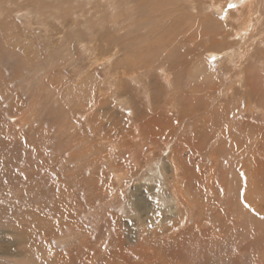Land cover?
<instances>
[{
    "label": "rangeland",
    "instance_id": "rangeland-1",
    "mask_svg": "<svg viewBox=\"0 0 264 264\" xmlns=\"http://www.w3.org/2000/svg\"><path fill=\"white\" fill-rule=\"evenodd\" d=\"M137 1L0 0V264H199L215 217L242 243L264 227V0H201L223 34L182 64ZM241 119L263 133L214 137Z\"/></svg>",
    "mask_w": 264,
    "mask_h": 264
},
{
    "label": "bare ground",
    "instance_id": "bare-ground-1",
    "mask_svg": "<svg viewBox=\"0 0 264 264\" xmlns=\"http://www.w3.org/2000/svg\"><path fill=\"white\" fill-rule=\"evenodd\" d=\"M205 1V0H202ZM217 1V0H216ZM223 1V0H221ZM241 1V0H240ZM137 2H140V9H143L144 11H152L154 13H156V17L162 21L161 27L158 30V32L156 34H154L156 39H159V44L155 43V47H159V49H168L169 51H179V58L177 59V62H180L181 64L183 63L184 58L186 59L187 56H190L193 54H195L198 51V44L195 43L193 44L191 47H187L186 51L185 50H178L180 45H183V47H185L184 45H189L188 42H192L191 39L196 38H202L204 35H209V36H214V35H222L223 34V29L221 28V26H218L217 24L213 23L212 20L201 14L204 11V8L200 5H202L201 0H199L198 2L195 0H138ZM225 2V1H224ZM218 4V3H217ZM216 4V5H217ZM182 5V6H181ZM214 5V4H213ZM224 7V6H223ZM218 10H222L220 7H217ZM191 10H193L194 12H192ZM203 10V11H202ZM254 5L251 6V9L249 10V15H251L252 13H254ZM220 13V12H219ZM260 13V12H259ZM236 15V13H235ZM234 15V16H235ZM261 15V13L259 14ZM155 16V15H154ZM155 18V19H157ZM153 20V19H152ZM226 21V20H225ZM150 22V21H149ZM154 22V21H153ZM218 22V21H217ZM148 23V22H147ZM219 23V22H218ZM157 25V24H156ZM220 25V23H219ZM138 28V27H137ZM232 28V27H231ZM228 30V29H227ZM235 30V29H233ZM230 31V30H229ZM231 33V32H229ZM229 33H225V36H227ZM141 34V33H140ZM245 36V35H244ZM142 37V36H141ZM199 37V38H198ZM145 38V37H144ZM143 43V42H142ZM224 42H222V45ZM148 44V42H147ZM230 44V43H229ZM222 45H218V46H222ZM140 46V45H139ZM154 46V45H153ZM203 46V45H202ZM137 47V46H136ZM146 48V47H145ZM145 48L143 50H145ZM126 49V48H125ZM134 49V48H133ZM149 49V48H148ZM156 49V48H155ZM158 49V48H157ZM158 49V50H159ZM151 51V50H150ZM168 51V52H169ZM185 51V52H183ZM233 51V50H232ZM235 51V50H234ZM233 51V52H234ZM131 52V51H130ZM156 52V51H155ZM134 53V52H133ZM159 53V52H157ZM161 53V52H160ZM165 53V52H164ZM185 53V54H183ZM214 53V52H213ZM212 53V54H213ZM127 54V53H126ZM152 54V53H151ZM163 54V53H162ZM175 54V53H174ZM137 55V54H136ZM159 55V54H157ZM126 56V55H125ZM134 56V55H133ZM140 56V55H139ZM147 56H149L147 54ZM168 55H166L167 57ZM171 56V54H170ZM225 56V55H224ZM197 58V56H194V58ZM227 57V56H226ZM139 58V57H138ZM150 58V57H149ZM218 58V57H217ZM143 59V58H141ZM160 59V57H159ZM130 60V58H129ZM134 60V59H133ZM140 60V59H139ZM145 61V60H144ZM153 61V60H152ZM176 63H172L169 66H171L170 68L176 69L178 67ZM202 62V61H201ZM125 63V62H124ZM122 64V63H121ZM200 64V61L197 63ZM127 65V64H126ZM133 65V64H132ZM135 66V65H134ZM177 66V67H176ZM195 66V65H194ZM201 66V65H200ZM203 66V65H202ZM201 66V67H202ZM206 66V65H204ZM197 67V66H195ZM137 68V66H136ZM135 68V70H136ZM185 68V67H184ZM183 68V69H184ZM200 68V67H197ZM203 68V67H202ZM208 68V67H206ZM139 69V68H138ZM154 69V68H152ZM204 69V68H203ZM129 70V69H128ZM147 71V70H146ZM199 72L201 71V73H203V70H198ZM179 72V70H178ZM198 72V73H199ZM169 73V72H168ZM171 73V72H170ZM181 73V72H180ZM183 73V72H182ZM195 72H193L194 74ZM213 73V72H212ZM192 74V73H191ZM200 75V74H199ZM205 75V74H204ZM209 75V74H208ZM116 76V75H115ZM138 76V75H137ZM125 77V76H124ZM135 77V76H134ZM122 78V77H120ZM136 78V77H135ZM172 78V77H171ZM202 78H204L202 76ZM206 78V77H205ZM213 78V77H212ZM116 79V77H115ZM173 79H175V77H173ZM192 79V76L191 78ZM194 79V78H193ZM192 79V81H193ZM200 79V78H199ZM184 80V79H183ZM191 81V80H190ZM189 81L190 84H192ZM173 83V82H172ZM238 84V83H237ZM196 85V84H195ZM178 87V86H177ZM174 88V87H173ZM172 88V89H173ZM189 88V87H188ZM209 88V87H208ZM249 88V87H248ZM251 89V88H249ZM182 89L180 88L179 92ZM190 90V89H189ZM188 90V92H189ZM193 90V89H192ZM174 91V90H173ZM178 91V90H177ZM198 91V90H197ZM249 91L250 90H246ZM185 92V91H183ZM182 92V93H183ZM186 93V92H185ZM190 93H194V92H190ZM189 93V94H190ZM252 93V92H251ZM256 93V92H253ZM173 94V93H172ZM175 94V92H174ZM177 94V92H176ZM187 94V93H186ZM195 95V94H193ZM198 95V94H197ZM187 96V95H186ZM184 97V96H183ZM188 97V96H187ZM186 97V98H187ZM195 98V96H193ZM248 98H250L249 96H247ZM252 97H261L258 96L256 94L252 95ZM190 100V99H189ZM187 101V100H186ZM190 101L193 102V100L191 99ZM189 101V102H190ZM261 101V105H262V97L260 98ZM188 102V101H187ZM188 102V103H189ZM196 102V101H194ZM191 103V102H190ZM187 104V103H185ZM259 104V105H260ZM188 105V104H187ZM192 105V103H191ZM194 105V104H193ZM252 106V105H249ZM256 106V105H255ZM252 106V107H255ZM252 107L248 108V110H250ZM263 107V106H262ZM187 108H189V106H187ZM194 108V107H193ZM204 108V107H201ZM259 108V107H258ZM261 108V107H260ZM198 109V108H197ZM207 109V108H206ZM262 109V108H261ZM199 110V109H198ZM247 110V109H246ZM252 110V109H251ZM191 112V110H186V113ZM195 111V110H194ZM194 111L192 113H194ZM197 111V110H196ZM258 111V110H257ZM263 111V110H262ZM212 112V111H211ZM214 112V111H213ZM211 115H209V117H201L198 118L199 122H197L196 125V129H194V133L195 135H193V139L195 141H199L201 139H199V135L202 131H204L205 129L203 128H207L208 126H217V120H216V115L215 112ZM252 112V111H250ZM255 112V111H253ZM184 113V112H183ZM191 113V114H192ZM196 113V112H195ZM210 113V112H209ZM185 114V113H184ZM189 114V113H187ZM195 115V114H194ZM223 124V123H222ZM228 124V126L225 127H221V128H216L215 131V135L214 137H218L222 139V143L224 144H228V143H233V137L234 135H232L230 129H234L235 133L237 132L239 135L241 134V137L247 138L248 140H252V138H256L257 136H260L263 131L260 130L258 127L256 126L254 123L249 122L248 120L245 121L243 119L238 120L235 125L233 124H229L228 122L226 123ZM199 125V127H197ZM260 135H259V134ZM203 137V136H202ZM213 137V136H212ZM264 137V136H262ZM204 138V137H203ZM208 138V137H207ZM261 138V137H260ZM206 139V138H205ZM257 139V138H256ZM264 140V139H263ZM202 141V139H201ZM205 141V140H203ZM255 141V140H254ZM222 145V144H221ZM204 148V147H203ZM222 152V151H221ZM241 160L245 159L242 155L240 156ZM228 160V159H227ZM252 161L254 162V160L252 159ZM258 161V160H257ZM235 160L233 162H231L230 167L235 170L236 164H234ZM247 162V161H246ZM261 167L262 169H258V168H254V164L252 165V169L253 171H256V173L261 172V174H264V160L261 161ZM250 164V163H249ZM238 165V164H237ZM239 166V165H238ZM249 168V167H248ZM241 169V167H240ZM232 171V170H231ZM238 171V170H237ZM233 172V171H232ZM242 172V171H241ZM237 173V172H236ZM238 174V173H237ZM250 174H253V172H251ZM241 175V174H240ZM232 177V176H231ZM248 177V176H247ZM256 178V177H255ZM248 179V178H246ZM244 179V180H246ZM248 181V180H247ZM253 182V179H252ZM263 184L261 186L264 187V180L261 181ZM232 183V182H231ZM246 184V183H245ZM190 186V185H189ZM245 186V185H244ZM243 187V186H242ZM232 188V187H231ZM252 191V190H251ZM241 193V192H240ZM244 193V192H243ZM252 193V192H251ZM255 193V192H254ZM232 194V193H231ZM237 197H241V201H243L247 206L248 203L245 202V200L243 199V196L241 194H235ZM256 195V194H255ZM235 201V200H234ZM199 202V201H198ZM233 203V202H232ZM235 203V202H234ZM237 204V203H236ZM231 202L228 201L227 202V206H231ZM235 205V204H234ZM230 210V209H229ZM5 211V210H4ZM3 211V212H4ZM231 211V210H230ZM254 211V210H253ZM252 211V212H253ZM2 212V213H3ZM234 214V213H233ZM240 214V213H239ZM238 214V215H239ZM257 214V213H256ZM231 215V214H230ZM255 215V214H254ZM253 215V216H254ZM39 218V217H38ZM238 219V218H237ZM252 219V218H251ZM254 220V219H253ZM215 221L219 222L220 224V229L222 232V239H214V241L211 242V251L208 252L206 251L207 244L204 239L201 240L200 243V249H204V252L201 254V258L199 259V261L201 263L199 264H207L209 259H212L211 264H224L223 261V255L221 253L223 246H232L233 244L236 245V254L234 255V260L233 262H229V260H225V264H242V260L244 257L246 258V263L247 264H261L259 263L260 261V252L259 250H264V227L262 229L259 228V226H257V223H253L254 226L253 230H252V235L250 237V239L248 241L245 242H241V238L242 236L239 235V237H237L236 239L234 238V240L229 239V237H231V234L234 232V230L236 229H240V225L241 224L239 221H236L235 224L231 225V221H233V219L230 217L228 218V216H226V218L223 216L222 221H220V219L218 217H215ZM251 222V221H250ZM253 222V221H252ZM43 224V223H42ZM246 224V223H245ZM172 225V224H171ZM173 226V225H172ZM247 227V226H246ZM261 227V226H260ZM19 228V227H18ZM223 230V231H222ZM159 231V230H158ZM233 231V232H232ZM47 232V231H45ZM164 232V231H163ZM244 232V231H243ZM191 232L190 229L184 230L180 233V235L182 236V234H185L186 236L189 235ZM25 234V233H24ZM180 236V237H181ZM25 238V237H24ZM179 241V240H178ZM181 241V240H180ZM235 241V242H234ZM243 241V240H242ZM15 242V241H14ZM230 242V243H228ZM205 246V247H204ZM161 248V247H160ZM215 249V250H214ZM218 249L220 250V252L218 251ZM198 250V251H199ZM196 251V250H195ZM220 253V254H219ZM165 256V255H164ZM214 256H216V258H214ZM171 258V257H170ZM208 258V260H207ZM216 259V261H215ZM173 260V259H172ZM177 261H179V259H176ZM160 262V261H159ZM183 264V263H182ZM186 264V263H185ZM194 264V263H192Z\"/></svg>",
    "mask_w": 264,
    "mask_h": 264
}]
</instances>
